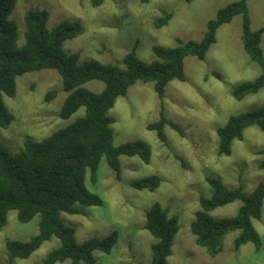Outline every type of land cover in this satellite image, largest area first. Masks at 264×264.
<instances>
[{
  "label": "rangeland",
  "instance_id": "rangeland-1",
  "mask_svg": "<svg viewBox=\"0 0 264 264\" xmlns=\"http://www.w3.org/2000/svg\"><path fill=\"white\" fill-rule=\"evenodd\" d=\"M236 0H109L92 8L90 0H17L9 19L19 32L18 44L24 41V15L28 10L46 11L47 28L59 23L78 22L82 33L63 44L68 54H77L79 62L96 61L122 67L124 56L134 51L143 62L155 60L152 48H173L176 40L199 41L209 21ZM164 13L171 14L168 24L156 29L154 22ZM248 19L252 32L264 28V0L248 2ZM243 16H235L230 23L216 32V41L204 60L188 57L184 60L185 81H172L165 87L160 100L153 83L138 82L125 96L117 98L108 116L114 146L142 142L150 151L149 162L138 156H120V178L106 162H100L97 183L92 185L87 177L88 190L98 195L103 205L85 208V216L62 214L64 224L74 230L76 242L103 239L111 232L118 233L116 245L109 253L93 252L95 264H150L153 237L143 229L145 210L159 203L169 216L178 221L168 264H264V202L259 220L253 227L261 245L257 249L247 243L238 250L234 240L238 231L230 232L222 241V252L215 258L195 244L190 232L194 213L200 208L198 198H210L212 188L207 178H215L228 189L241 188L249 195L259 182H264V169L258 165L264 149V131L249 127L240 140L231 143L229 156L217 154L216 130L227 123L230 116L252 112L264 105V89L242 100L232 93L242 82L254 81L263 70L246 54L242 36ZM260 48L264 56V33ZM100 93L104 84L90 81L82 86ZM55 91L56 97L45 101L46 94ZM67 93L62 90L59 75L52 70L23 74L16 78L13 98L3 97V103L13 115V122L0 128V146L17 152L27 139L40 141L84 115L80 108L69 119L59 114ZM165 118L182 130V135L164 127L168 146L162 144L147 125L157 122L160 111ZM155 177L159 185L153 191H137L130 186L134 181ZM241 202L235 201L212 211L213 218L233 217ZM40 217L21 224L17 212L10 211L7 222L0 231V264H42L45 258L60 245L52 237L27 259H11L6 249L8 241L26 242L38 233ZM57 264H71L70 261Z\"/></svg>",
  "mask_w": 264,
  "mask_h": 264
},
{
  "label": "trees",
  "instance_id": "trees-1",
  "mask_svg": "<svg viewBox=\"0 0 264 264\" xmlns=\"http://www.w3.org/2000/svg\"><path fill=\"white\" fill-rule=\"evenodd\" d=\"M106 1L109 0H90V5L98 8ZM249 1L236 0L221 9L215 19L207 23L199 41L177 39L173 48L154 46L155 60L148 63L139 60L131 51L124 56L122 67H117L92 60L80 63L77 54L66 53L64 42L78 37L83 31L82 26L78 22L64 21L49 30L46 11H26L23 18L24 41L18 44V27L9 19L17 0H0V128L5 129L13 122V115L5 107L3 97L15 96L16 78L26 73L52 70L59 75L62 90L67 93L59 114L61 119H69L80 108L85 110L83 116L42 140L27 139L23 149L17 152L0 146V231L6 225L10 211L17 212V220L21 224L28 223L37 215L40 217L35 236L26 242L6 243L11 259H27L52 237L57 238L60 245L48 254L42 264L65 261L95 264L93 252L109 253L113 249L118 240L117 232L79 244L74 230L62 220V214L85 216V208L103 205L102 199L86 186L87 177L92 185L97 183L102 160L117 178L121 173L120 156H138L143 162H149V148L142 142L114 146L111 128L114 119L108 116V112L117 98L125 96L127 90L138 82L153 83L157 97L164 99L168 83L185 81L184 60L188 57L204 60L216 41L217 30L237 15L243 16V48L263 72L252 82L239 83L232 97L239 101L264 89V56L260 48L264 28L255 32L250 30L247 16ZM170 18L171 14L164 13L154 22L155 28L166 26ZM90 81L102 82L104 89L100 93L84 89L82 86ZM55 97L56 92L49 91L45 101L50 102ZM165 126L182 135L181 128L169 122L162 109L159 120L147 125V130L155 132L157 139L168 146ZM249 127L264 131V105L252 112L230 116L225 126L216 130L217 154L229 156L232 141L240 140ZM255 154L262 156L258 168L264 169V149L257 150ZM206 182L213 192L210 198H198L200 208L194 213L190 225L195 244L209 257L215 258L222 252L224 236L238 231L239 235L234 240L235 250L247 243L258 249L261 241L253 221L261 216L264 182H259L249 195L243 194L241 188L228 189L215 178H207ZM158 185L159 179L155 177L130 183L137 191H153ZM235 201H240L241 205L233 217L217 219L210 215L215 209ZM144 217L143 229L155 240L151 245L150 264H168L179 230L177 218L169 216L168 210L159 203L149 206Z\"/></svg>",
  "mask_w": 264,
  "mask_h": 264
}]
</instances>
